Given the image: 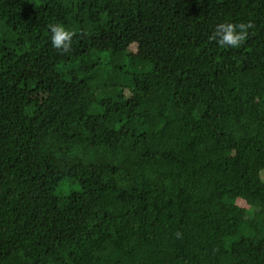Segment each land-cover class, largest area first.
I'll list each match as a JSON object with an SVG mask.
<instances>
[{"label": "trees", "instance_id": "16d2710c", "mask_svg": "<svg viewBox=\"0 0 264 264\" xmlns=\"http://www.w3.org/2000/svg\"><path fill=\"white\" fill-rule=\"evenodd\" d=\"M0 264H264V0H0Z\"/></svg>", "mask_w": 264, "mask_h": 264}, {"label": "clouds", "instance_id": "9594fccd", "mask_svg": "<svg viewBox=\"0 0 264 264\" xmlns=\"http://www.w3.org/2000/svg\"><path fill=\"white\" fill-rule=\"evenodd\" d=\"M252 27L254 25L251 21L238 24L222 22L216 26L209 40L216 42L221 48H240L249 38V29ZM48 28L52 33V46L61 54L69 53L72 50V40L76 33L62 23H51Z\"/></svg>", "mask_w": 264, "mask_h": 264}, {"label": "rangeland", "instance_id": "374dc122", "mask_svg": "<svg viewBox=\"0 0 264 264\" xmlns=\"http://www.w3.org/2000/svg\"><path fill=\"white\" fill-rule=\"evenodd\" d=\"M79 191H80L79 185L66 182L60 185L56 192L58 195H68L71 192H79Z\"/></svg>", "mask_w": 264, "mask_h": 264}]
</instances>
